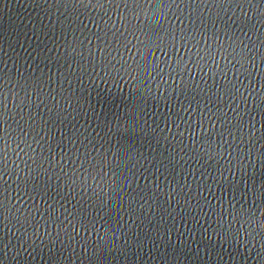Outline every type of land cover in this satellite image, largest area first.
Returning <instances> with one entry per match:
<instances>
[{
    "label": "snow or ice",
    "instance_id": "snow-or-ice-1",
    "mask_svg": "<svg viewBox=\"0 0 264 264\" xmlns=\"http://www.w3.org/2000/svg\"><path fill=\"white\" fill-rule=\"evenodd\" d=\"M96 3L101 6L107 3L110 5L108 11L114 15L121 8L125 11L119 16V23L110 22L112 17L105 13L107 19L101 18L102 29L97 32L88 29L90 36L79 42V55L73 51L72 61L78 71L58 73L55 89L51 88V77H32L30 82L18 85L24 91L20 97L15 88L5 87L6 73L4 67L0 66V223L8 219L5 209L10 213L15 208L10 201L9 204L5 203L8 198L4 193L11 188L16 193L15 199L26 196L31 201L27 208L21 206L25 214L17 218V222L32 224L37 229L54 226L55 238L65 241L79 237L88 243L92 235H97L98 239L92 241L93 244L111 246L116 232H122L120 213L124 217L130 213L137 215V210L142 208V201L139 200L141 189L134 190L133 187L136 175L143 179L151 171L144 166V162L152 153L146 154L129 141H138L145 133L153 139L157 133L163 136L156 126L155 117L149 120L155 107L150 112L145 100L151 99L154 103L159 101L164 104L172 125L176 126L180 121L184 125L183 131L190 136L197 127L204 133L196 140L199 148L194 145L189 149L181 143V149L194 161H216L213 171L217 183L213 187L219 199L211 206L205 203L204 208L212 215L213 222L226 241L239 243L243 236L247 242V237H252L256 231L257 218L252 209L264 206V168L260 167L264 164V0H203V4L201 0H96ZM209 5L220 10L215 17L211 13L205 17L201 12L202 7L206 9ZM225 6L246 7L249 11L255 8L257 14L254 18L244 15L224 20L220 13ZM141 14L145 21L133 23L140 19ZM89 23L100 28L93 21ZM80 28L81 25L76 30ZM83 28H87V25L83 24ZM132 49L135 53L129 55ZM205 70L209 81L217 76L221 78L219 89H209L207 85L201 87L192 79L191 73L203 75ZM228 73H231L230 78L227 77ZM85 78L97 87L96 81H110L113 85L124 81L139 88L141 99L131 107L123 105V114L119 119L115 113L109 114L111 119L94 116L93 120H98L97 127L100 129L96 136L84 135L88 130L82 126V130L75 131L69 127L67 135L61 134L59 138L50 135L52 129L68 123L67 116L72 114L69 112L71 102H75V110L80 109L81 101L88 103L87 90H81ZM149 81L152 88L146 87ZM252 82H255L256 88L250 90ZM65 84L68 86L65 87ZM45 87L50 89L45 97L49 103L45 113L47 120L31 111L16 112V107L21 105L31 108L29 93L36 96ZM161 88H164L163 94ZM108 91L111 92V89ZM6 92L8 95H5ZM177 92L185 100L183 104L177 100ZM253 92L260 98L259 101L252 96ZM13 93L19 98V104L10 111L7 100L9 96L13 97ZM57 97L60 99L57 100ZM249 97H252L251 112L245 103ZM107 99L110 97H105L104 101ZM237 100L243 105V111L248 113L247 122H238L247 124L251 135L247 144H243L246 148L251 145L253 149L246 153L247 164L239 159L241 144L229 139L234 127L231 119L235 116L229 118L228 111ZM168 101L173 102L171 113L167 112ZM10 120L16 122L15 127L9 123ZM221 121V131L213 133L214 138L213 135L206 136L205 130L208 133V129L205 124L215 128L216 123ZM256 124H260L259 129ZM164 127L168 125L164 124ZM176 128L182 136L181 125ZM257 131L260 132L259 137L255 136ZM46 136L48 139H45ZM115 137L119 139L113 143ZM256 145L261 147L257 149ZM17 148L25 156V168L9 169L8 163ZM159 161L165 167L172 163V155L161 157ZM232 161H235L238 183L234 182L229 171L233 168ZM253 163L255 168L252 167ZM17 171L19 175L9 184L4 179L5 175ZM226 171H229L228 176L224 175ZM54 179L56 183H53ZM6 184L8 188H5ZM221 188L228 192L231 199L225 200L220 195ZM196 191L200 193L198 185ZM21 192L24 196L20 195ZM257 200L260 207H256ZM15 210L20 212V208ZM65 221H68L71 231L64 226ZM258 223L261 239L264 240V220ZM98 225L105 229L103 235ZM51 237L52 233L46 236ZM260 251L264 253V245Z\"/></svg>",
    "mask_w": 264,
    "mask_h": 264
},
{
    "label": "water",
    "instance_id": "water-1",
    "mask_svg": "<svg viewBox=\"0 0 264 264\" xmlns=\"http://www.w3.org/2000/svg\"><path fill=\"white\" fill-rule=\"evenodd\" d=\"M201 3L203 4V0ZM109 7L110 5L107 3L103 6L97 4L96 0H92L91 3L89 0H0V66L4 67L6 73L4 76L5 87L15 88V91L19 92L20 97H22L24 91L18 85H23L25 81L30 82L32 77L43 76L45 79L51 77V88L55 89L58 73L68 71L76 73L78 68L72 61L73 51L77 56L79 55V42L90 36L88 29H91L92 32L102 29L101 18L107 19L105 13L112 17L110 22L119 23V16L125 11L121 8L117 15H114L108 11ZM218 11L220 10L213 9L211 5L206 9L201 8L205 17L210 13L215 17ZM256 14L255 8L249 11L246 7L237 8L235 6H225L220 13L224 20L239 18L244 15L254 18ZM152 18L155 19L154 16ZM89 21L98 24L100 28L94 27L93 23H89ZM144 21L145 17L141 14L140 19L133 21V23ZM81 23L87 25V28H83ZM79 25L81 28L77 31ZM74 40H76L75 44L73 43ZM85 44L87 45L88 42L85 41ZM134 53L135 50L132 49L129 50L128 54L133 55ZM191 77L201 87L204 85H207L209 89L213 87L219 89L220 87L221 78L217 76L209 81L207 70L203 75L191 73ZM227 77L230 78L231 73H228ZM245 83L247 84V82ZM96 84L98 87L90 84L85 78L81 90H87L85 94L89 95L88 103L81 101L80 109L75 110V102H71L72 108L69 109V112L72 114L67 116L68 123L63 127L58 126L56 129H52L50 135L59 138L61 134L67 135L69 127L73 131L82 130L83 127L88 130L84 135L96 136L100 129L97 127L98 120H93L94 116L101 119L104 117L111 119L109 114L115 113L119 119L123 114V105L126 104L131 107L141 99L139 88L126 84L124 81L117 85H113L110 81H96ZM67 86L65 84V87ZM146 87H153L151 81ZM74 88L75 82H73ZM255 88L256 84L252 82L250 90ZM108 89H111V92ZM28 91L31 92V88ZM49 91L50 89L45 87L36 96L29 93L28 103L32 107L21 105L16 107V112L27 113L31 111L38 117L43 116L47 120L45 113L49 108V103L45 97L48 96ZM97 92H101L102 95H95ZM160 92L163 94L164 88H161ZM5 95L8 93L6 92ZM176 96L181 104L185 102L178 92ZM252 96L259 101L260 98L256 96V92H253ZM13 97L9 96L7 100L10 111L19 104V98L15 97V93H13ZM105 97H110V99L104 101ZM59 99L57 97V100ZM251 99L252 97H249L248 101H245L248 104L249 112H251L252 106ZM61 103L66 106L65 102L61 101ZM145 104L150 112L153 106L155 107V112L149 116V120L152 119V116L155 117L156 126L163 136L157 133L153 139L148 133H145L138 141H129V144H135L138 149L146 154L152 153L144 162V166L150 168L151 171L143 179L136 175V184L133 187L134 190L135 188L141 189L139 200L142 201L140 205L142 208L137 210V215L130 213L128 217H124V214L120 213L122 232H116L112 245L104 247L93 244L92 241L98 239L97 235H92L88 243H84L79 237L70 241L56 239L54 226L46 225L45 228L37 229L32 224L17 222L16 219L24 216V208H27L31 201L27 200L23 192L20 195L24 196V199H19V197L15 199L16 193L6 184L5 188H8V191L4 195L8 199L5 203L9 204L10 201L11 205H15V208L10 213L6 208L5 214L8 219L0 223V234H2L0 264H264V253L260 251L261 246L264 245V240L261 239V227L258 223L259 220H264V206L260 207V202L257 200L256 207L260 208L252 209L255 218H257L256 231L252 233V237H247V242L244 241L243 236L239 243L226 241L224 234L213 222L214 218L204 208L205 203L211 206L219 199V195L213 187V184L217 183L216 173L213 171L216 161H194L188 153L181 149V143L189 149L193 148L194 145L199 148L200 145L196 144V140H199L204 133L197 127L193 136H190L187 131H183L184 125L180 121H177L176 126L171 124L163 103L159 101L154 103L153 100L146 99ZM172 104V101L167 102L168 113L173 110ZM193 107L195 106L193 105ZM228 116L229 118L235 116L231 119V125L234 127L231 128L232 137L229 139L235 144H241L239 159L247 164L246 153L253 149L251 145L249 148L243 146L251 139V135L248 132L247 124L238 123L242 120L245 122L248 120V113L243 111L240 100L231 104ZM254 120L255 117H253V122ZM9 123L13 127L16 126V122L13 120H10ZM164 124H167L168 127L165 128ZM179 124L181 125L180 131L183 132L182 136L176 128L180 127ZM222 125L223 121L216 123L215 128L205 124V128L208 129V133L205 130L206 136L213 135L214 138L213 133L220 132ZM256 128L259 129L260 124H256ZM255 136L259 137L260 132H255ZM45 139L48 137L46 136ZM116 139L119 138L115 137L113 143H116ZM182 139L183 141H181ZM252 143L255 144V141ZM13 147L15 146L13 145ZM20 147L22 148L23 145ZM259 147L261 145H256L257 149ZM169 154L172 155V163L162 167L160 158L167 157ZM233 156H235V152ZM251 159L254 160V157ZM25 163L23 152L17 148L16 152L12 153L8 168L23 169ZM209 163L212 166H208ZM231 163L233 168L229 171L232 173L234 182L238 183L239 178L235 177V161ZM252 167H256L254 163ZM260 167L264 168V164ZM229 171H226L224 175L228 176ZM161 172L164 175L161 176ZM152 173L155 175L153 176ZM18 175V171L9 172L4 179L11 184V181L15 180ZM209 177H211L210 181ZM153 180H155V184H153ZM56 182L54 179L53 183ZM197 185L200 188V193L196 191ZM12 187L14 188L15 185ZM205 188L207 191H204ZM220 195H223L225 200L231 199L224 188H221ZM16 208H20V212H17ZM166 210H170V212ZM140 212L143 214H139ZM64 226L71 231L68 221L64 222ZM97 227H99L100 234L103 235L105 229L99 225ZM48 233H52L51 238H46Z\"/></svg>",
    "mask_w": 264,
    "mask_h": 264
}]
</instances>
